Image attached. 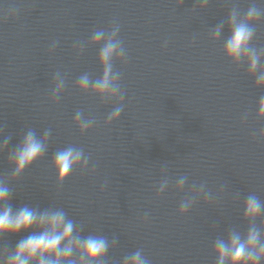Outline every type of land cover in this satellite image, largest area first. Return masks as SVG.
Returning a JSON list of instances; mask_svg holds the SVG:
<instances>
[{
  "label": "clouds",
  "instance_id": "9594fccd",
  "mask_svg": "<svg viewBox=\"0 0 264 264\" xmlns=\"http://www.w3.org/2000/svg\"><path fill=\"white\" fill-rule=\"evenodd\" d=\"M177 7L183 0H176ZM209 0H201L200 10L208 6ZM193 11L196 10L194 5ZM18 8H9L0 14V21L7 22L16 19ZM264 22V6L253 0L246 10H241L236 3L228 12L226 19L221 20L212 27L209 36L213 43L221 40L225 26L228 35L224 38L222 53L227 61L237 68L245 67L247 75L254 78V86L264 89V46L258 47L257 25ZM120 24L113 20L107 29L93 30L88 46H99L98 63L101 75L93 78L89 73L81 74L76 82V89L82 94H91L101 103H113L111 112L107 115L105 126L117 121L124 109L125 93L122 90V72L115 68L117 63H127V50L119 36ZM57 42H53L50 51H55ZM167 41H165V47ZM77 56L83 53L85 44L73 45ZM53 88L50 102L56 104L66 87V77L60 72L53 76ZM256 119L264 120V95H261L257 105ZM247 120V113L242 117V123ZM73 123L78 127L81 135L87 133L96 124L92 117L84 116L77 110ZM51 138V129H45L38 135L34 129L29 128L22 136L20 142L7 152V162L11 166L10 174L0 176V239L15 236L22 232L30 234L20 239L12 251L7 247L0 250V264H108L110 249L118 244V238L113 235L111 242L105 235L89 233L83 235L84 224L75 221L62 208L49 206L41 210L39 206L28 205L14 209L10 203L13 190L9 185L17 181L27 169L41 160L48 151ZM264 142V128L254 133V139ZM11 137L6 136L0 144V153L7 150ZM90 156L83 147L69 144L65 148L55 151L51 166L56 174L57 188L77 170L83 174H93L96 165L89 170ZM167 165L162 168V173ZM186 175L180 176L175 182V189L183 191L187 183ZM170 180L165 175L159 182L156 197L162 196L169 187ZM107 182L101 186V190ZM223 186H221V192ZM201 198L205 204L214 203L216 197L211 190H206V183L197 185L193 183L189 194L181 200L178 214L185 215ZM235 199H239V193ZM145 213L144 219L147 220ZM243 220L247 222L244 233L235 227L227 230L226 236L217 237L213 242L215 264H264V200L255 194H249L243 204ZM260 221L257 226V221ZM120 264H152L143 254L142 249L125 255Z\"/></svg>",
  "mask_w": 264,
  "mask_h": 264
}]
</instances>
